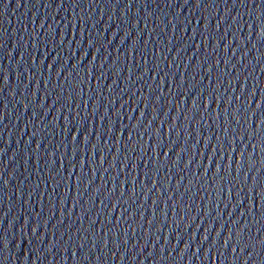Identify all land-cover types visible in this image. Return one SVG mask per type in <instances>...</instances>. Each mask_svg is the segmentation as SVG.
<instances>
[{
	"label": "water",
	"instance_id": "95a60500",
	"mask_svg": "<svg viewBox=\"0 0 264 264\" xmlns=\"http://www.w3.org/2000/svg\"><path fill=\"white\" fill-rule=\"evenodd\" d=\"M0 264H264V0H0Z\"/></svg>",
	"mask_w": 264,
	"mask_h": 264
}]
</instances>
